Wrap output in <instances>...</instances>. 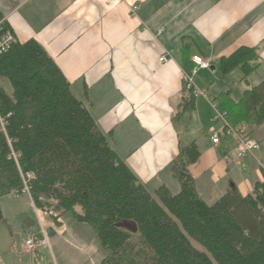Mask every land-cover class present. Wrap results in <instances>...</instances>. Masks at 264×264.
I'll return each instance as SVG.
<instances>
[{
	"label": "trees",
	"instance_id": "1",
	"mask_svg": "<svg viewBox=\"0 0 264 264\" xmlns=\"http://www.w3.org/2000/svg\"><path fill=\"white\" fill-rule=\"evenodd\" d=\"M257 60L255 47L241 46L220 58L219 72L239 68L246 80ZM192 68L187 61L185 71ZM184 89L182 108H193ZM214 100L232 126L250 133L264 123V78L238 101L229 90ZM200 154L195 142L181 145L170 163L179 190L162 184L150 192L35 39L0 54V197L26 194L56 224L69 211L108 250L101 264H264V181L246 196L230 182L208 204L188 169Z\"/></svg>",
	"mask_w": 264,
	"mask_h": 264
},
{
	"label": "crops",
	"instance_id": "2",
	"mask_svg": "<svg viewBox=\"0 0 264 264\" xmlns=\"http://www.w3.org/2000/svg\"><path fill=\"white\" fill-rule=\"evenodd\" d=\"M0 17L17 41L35 39L43 47L148 191L162 184L179 190L170 163L191 142L201 154L188 169L206 203L230 182L246 196L264 181L257 164L264 158V123L250 132L260 149L233 161L231 137L211 142L209 100L196 96L193 108H182L189 96L185 64L193 55L209 62L195 84L210 100L229 90L238 101L264 78V0H0ZM241 46L256 48L258 67L246 80L239 68L222 76L220 58ZM165 52L169 61L162 63ZM3 237L0 225V246Z\"/></svg>",
	"mask_w": 264,
	"mask_h": 264
},
{
	"label": "rangeland",
	"instance_id": "3",
	"mask_svg": "<svg viewBox=\"0 0 264 264\" xmlns=\"http://www.w3.org/2000/svg\"><path fill=\"white\" fill-rule=\"evenodd\" d=\"M0 208L4 215L0 225L7 232L6 239L3 237L1 241L0 263L101 264L108 253L90 225L76 221L69 211L61 213L58 218L61 224H56L37 211L26 194L0 197ZM28 233L46 241L45 245L27 249Z\"/></svg>",
	"mask_w": 264,
	"mask_h": 264
},
{
	"label": "built area",
	"instance_id": "4",
	"mask_svg": "<svg viewBox=\"0 0 264 264\" xmlns=\"http://www.w3.org/2000/svg\"><path fill=\"white\" fill-rule=\"evenodd\" d=\"M135 7L131 9L133 11ZM16 42V38L6 23L5 18L0 17V54L5 52L13 43ZM160 62L165 63L169 61V53L165 52L159 58ZM193 68L190 72L184 70V81L186 83V89L190 90L193 97L202 96L209 100L211 107L213 108L214 115L211 119V125L209 127V135L213 144H219L223 137H231L234 142V148L231 153V159L238 161L248 155L254 154L255 151L260 149V143L254 139L248 131V128L244 124L238 126H232L226 119L224 111H221L218 107L216 100H210L209 94L206 90L198 88L195 84V75L201 68H208L209 62L200 55H193L191 57ZM258 167L264 171V158L257 159ZM24 193H28V188L25 187ZM16 194H12L15 197ZM26 247L29 250H33L39 246L45 245L46 241L36 238V236H30L26 238Z\"/></svg>",
	"mask_w": 264,
	"mask_h": 264
},
{
	"label": "water",
	"instance_id": "5",
	"mask_svg": "<svg viewBox=\"0 0 264 264\" xmlns=\"http://www.w3.org/2000/svg\"><path fill=\"white\" fill-rule=\"evenodd\" d=\"M119 225L122 227H126L127 229H130L132 231H136L134 224L124 222V223H120Z\"/></svg>",
	"mask_w": 264,
	"mask_h": 264
}]
</instances>
